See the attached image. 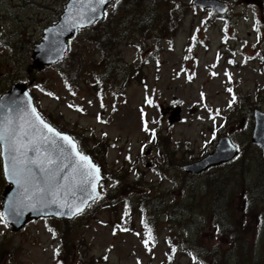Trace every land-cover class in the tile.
Returning <instances> with one entry per match:
<instances>
[{
    "label": "rangeland",
    "instance_id": "374dc122",
    "mask_svg": "<svg viewBox=\"0 0 264 264\" xmlns=\"http://www.w3.org/2000/svg\"><path fill=\"white\" fill-rule=\"evenodd\" d=\"M32 1H13L18 16L0 23V96L26 83L41 115L73 133L101 167V190L120 188L116 204L107 196L106 204L71 221L39 219L16 232L0 221V264H264V163L242 124L248 108L264 110V0H222L231 6L224 16L194 7L193 0H178V9L169 0H135L142 15L158 5L165 19L184 13L156 38L104 49L109 54L113 48L119 63L131 66L117 81L105 76L110 64L99 44L104 25L70 42L73 80L66 81L58 65L29 72L34 45L66 3ZM118 15L116 22L129 27L136 12ZM229 89L240 103L229 106ZM177 106L182 108L174 117L181 120L171 125ZM221 113L237 121L233 127L221 125ZM145 120L158 138L144 131ZM215 129L244 145L243 156L187 176L180 167L211 150ZM6 186L0 159V214ZM149 199L163 210L146 212L140 204ZM145 222L154 247L151 241L145 247Z\"/></svg>",
    "mask_w": 264,
    "mask_h": 264
},
{
    "label": "snow or ice",
    "instance_id": "6c2138e0",
    "mask_svg": "<svg viewBox=\"0 0 264 264\" xmlns=\"http://www.w3.org/2000/svg\"><path fill=\"white\" fill-rule=\"evenodd\" d=\"M108 3L109 0H71L66 9L68 19L72 21L71 27H85V21L92 23L90 16ZM104 14L107 15L106 12ZM236 100L233 94L229 106ZM147 103L151 104L152 101L147 100ZM28 104L30 106V100ZM78 110L83 112V109ZM212 118L215 119L214 116ZM144 131L155 138L156 133L149 129L147 120ZM0 159L9 181L18 189V201L29 208L55 206L59 209V215L76 217L100 198L98 188L102 186L100 182L103 179L100 168L83 154L72 137L57 131L34 107L28 112L0 103ZM84 191H88L89 195L83 196ZM78 193L79 202L76 199ZM12 210L15 215L21 214L16 205ZM0 221L7 223L3 214H0ZM145 229L148 233V238L144 240L145 247H149L150 241L154 247L155 237L146 222Z\"/></svg>",
    "mask_w": 264,
    "mask_h": 264
},
{
    "label": "water",
    "instance_id": "95a60500",
    "mask_svg": "<svg viewBox=\"0 0 264 264\" xmlns=\"http://www.w3.org/2000/svg\"><path fill=\"white\" fill-rule=\"evenodd\" d=\"M112 1L113 0H109L108 4L104 5L102 8H99L96 14L90 16V18L92 19V23H87L85 21L86 23L85 27L73 28L71 27L72 21L68 19L66 13V9L69 7L71 2V0H68V2L65 5V9L58 22L45 29L41 41L34 46L33 56H32L33 64L31 65V69L29 71L32 72L35 69L41 71L46 66L55 65L58 62L62 61L68 53L70 39L73 38V36L77 31L85 30L87 28H90L95 23L102 22L104 19V11ZM246 2L253 3L254 1L246 0ZM193 4L202 7L204 9L211 8L220 14H225L230 7L228 3L222 2L220 0H194ZM29 100L31 101L30 106L28 104ZM0 103L7 104L9 106L14 105L15 107L22 108L28 112H30L31 108L33 107L35 108L33 98L28 91L27 85L21 83L13 85L9 91L3 93L0 96ZM179 113H180V108H177L173 111L172 116L170 118L171 123H174L179 120L178 118L174 117L179 115ZM255 120H256V124H255L252 142L262 149L263 158H264V113L260 111H256ZM62 134L70 136L65 133ZM235 156H236L235 147L231 145L228 138H223L219 142L216 150L212 154L203 158L200 161L183 166L182 168L187 173L197 175L203 171H206L212 166H217L222 163L229 162L233 158H235ZM3 173L8 185L6 186L1 199L3 205L2 214L5 217L6 221L12 226L14 232L24 228L30 221H35L40 218L54 217L65 220H72L75 218V217H71L70 215H64V216L59 215L58 214L59 209H57L55 206H53L52 208H45V209H40L39 207H37L36 209H32L27 207L26 204H20V202L17 199L18 189L16 185L9 181L4 170ZM101 176H102V172H101ZM102 181L103 179L101 180L100 184L102 183ZM98 191L100 192V198H101L102 193L100 191V187L98 188ZM82 195L88 196L89 192L84 191ZM79 197H80V193H78L77 195L76 198L77 202H79ZM14 205L18 206L19 212L21 213L20 215H15L13 213L12 209Z\"/></svg>",
    "mask_w": 264,
    "mask_h": 264
},
{
    "label": "trees",
    "instance_id": "16d2710c",
    "mask_svg": "<svg viewBox=\"0 0 264 264\" xmlns=\"http://www.w3.org/2000/svg\"><path fill=\"white\" fill-rule=\"evenodd\" d=\"M137 1V0H136ZM135 0H123L120 4L119 7L113 8L112 12L109 14L108 19L104 25V28L107 30L104 32L106 34L104 39H101L99 41L100 47L103 49V61L105 63V66L110 64L108 71L105 76L109 77L113 81L121 80L123 76L126 74L128 71V67H131L130 65H124L120 64L119 60L116 58V54L114 53V49L111 48L107 54L104 49L113 46L114 44H121L123 42H131L133 39L140 38L141 36H144V38L147 36H153L155 37V34H162L165 30V28L170 25L171 20L174 19H181V15L184 12L181 10L179 15L175 13V15L171 14V17L169 19L164 18L165 11H160L159 10V5L157 7L151 8L150 13L142 15L140 10H143V7L136 9L137 3ZM163 1L166 2V0H158V2ZM172 2V6L176 5V9H178V0H169ZM165 4V3H164ZM136 12L135 16H132L133 22L135 24H132L129 27L123 26V23L120 25V22H116V17L119 16L118 14L121 13L122 16H128L129 14H134ZM130 16V15H129ZM170 20V21H169ZM130 28V29H129ZM111 32L112 34L108 33ZM165 34V33H164ZM156 38V37H155ZM145 40V39H144ZM146 41V40H145ZM70 58L69 55L66 57V59L58 64L59 69L61 70V74L66 77V81H69L70 79L73 80L72 74H73V67L70 65ZM42 88V87H40ZM71 135L73 133H70ZM159 134V133H158ZM160 135V134H159ZM77 141V139H75ZM78 142V141H77ZM79 147L81 150L82 144L78 142ZM84 147V145H83ZM84 151V150H83ZM116 181L121 180L120 177L115 179ZM120 188V185H116L112 187L111 189L108 190H103V197L93 203L91 205V211L90 213L94 212L99 205L108 198L109 204H116L112 202L113 199H116V196H113L114 193H118ZM140 194H144V191L140 192ZM252 194L255 195V191L252 190ZM110 195V197H109ZM108 196V197H107ZM107 197V198H106ZM249 197H252L251 194L249 193ZM105 203V201H104ZM106 204V203H105ZM140 206L146 211H150L152 213H159V208L156 207V203L153 200H142ZM104 207V206H103ZM105 207H108L105 205ZM160 210L163 208H159ZM162 213V212H160Z\"/></svg>",
    "mask_w": 264,
    "mask_h": 264
},
{
    "label": "flooded vegetation",
    "instance_id": "af4514ba",
    "mask_svg": "<svg viewBox=\"0 0 264 264\" xmlns=\"http://www.w3.org/2000/svg\"><path fill=\"white\" fill-rule=\"evenodd\" d=\"M13 1H18V3L21 4V0H0V23L5 24L2 22V19H8V23H12L13 18H16L19 14V8L15 9ZM33 1L29 0V3L25 2L26 6H31ZM21 8H24V6H21ZM22 19V17H20ZM24 19H27V16L23 17ZM14 36H21V34L15 32Z\"/></svg>",
    "mask_w": 264,
    "mask_h": 264
},
{
    "label": "bare ground",
    "instance_id": "6f19581e",
    "mask_svg": "<svg viewBox=\"0 0 264 264\" xmlns=\"http://www.w3.org/2000/svg\"><path fill=\"white\" fill-rule=\"evenodd\" d=\"M9 91V90H8Z\"/></svg>",
    "mask_w": 264,
    "mask_h": 264
}]
</instances>
